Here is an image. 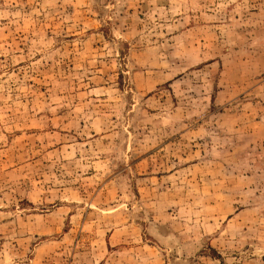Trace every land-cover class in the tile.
Masks as SVG:
<instances>
[{
	"label": "rangeland",
	"instance_id": "374dc122",
	"mask_svg": "<svg viewBox=\"0 0 264 264\" xmlns=\"http://www.w3.org/2000/svg\"><path fill=\"white\" fill-rule=\"evenodd\" d=\"M0 264H264V0H0Z\"/></svg>",
	"mask_w": 264,
	"mask_h": 264
}]
</instances>
